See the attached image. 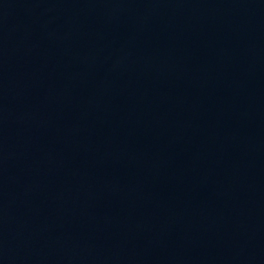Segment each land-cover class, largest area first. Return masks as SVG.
Masks as SVG:
<instances>
[{"label": "water", "instance_id": "1", "mask_svg": "<svg viewBox=\"0 0 264 264\" xmlns=\"http://www.w3.org/2000/svg\"><path fill=\"white\" fill-rule=\"evenodd\" d=\"M0 264H264V0H0Z\"/></svg>", "mask_w": 264, "mask_h": 264}]
</instances>
